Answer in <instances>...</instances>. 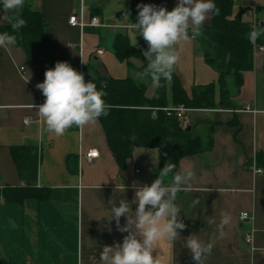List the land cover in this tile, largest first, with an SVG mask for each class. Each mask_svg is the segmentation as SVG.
<instances>
[{
    "label": "crops",
    "instance_id": "obj_1",
    "mask_svg": "<svg viewBox=\"0 0 264 264\" xmlns=\"http://www.w3.org/2000/svg\"><path fill=\"white\" fill-rule=\"evenodd\" d=\"M177 2L25 0L21 18L25 8H30L41 14L46 26L38 63L29 60L20 46L0 48V264H102L103 246L122 243L128 235L118 231L111 219L112 204L119 206L120 199H125L135 211L133 183L150 185L165 164L173 166L174 172L192 170L196 178L190 190L175 195L178 218L186 228L176 241L160 240L154 258L158 256L161 264H195L185 245L194 234L213 244L202 264H264V170L251 167L258 154L264 156V50L255 52L254 67L243 72L240 85L229 77L225 88L217 69L204 56L201 36L193 39L189 32L190 38L179 42L180 58L173 76L190 98L197 88L212 84L213 105L189 107L198 149L181 156L175 165L168 159L169 151L152 146L135 147L121 165L99 118L56 137L46 130L34 107L45 101L36 88L45 79L42 69L54 68L57 61L78 66L85 80L130 76L146 84V96L152 98L156 86L150 78L136 75L147 63L143 55L147 43L138 36V46L132 47L139 54L128 60L117 57L113 43L118 34L129 41L137 5L153 4L171 11ZM243 8H259L258 16L264 19V0H235L234 12ZM72 15L86 24L72 25ZM93 17L99 25L89 24ZM211 20L212 14L203 28ZM5 25L0 24V29ZM173 79L166 81L168 106L176 105ZM246 104L256 112L241 110ZM13 147H20L18 161ZM91 149L98 156L89 161L85 154ZM18 162L36 165L31 187H27L28 169L20 172ZM171 180L170 174L165 183ZM241 211L249 212L250 218L241 220ZM223 212L230 214L231 222L221 227ZM125 222L121 217L120 224ZM249 232L253 241L248 244L244 237Z\"/></svg>",
    "mask_w": 264,
    "mask_h": 264
},
{
    "label": "clouds",
    "instance_id": "obj_2",
    "mask_svg": "<svg viewBox=\"0 0 264 264\" xmlns=\"http://www.w3.org/2000/svg\"><path fill=\"white\" fill-rule=\"evenodd\" d=\"M25 0H0V24L11 25L13 31L26 26L20 11ZM139 11L136 21L130 25L128 36L130 46H138L137 37H142L148 47L143 51L146 67L136 73L138 78H150L157 87L162 81H170L174 66L179 61L176 46L180 41L203 34L202 28L210 14L219 15L220 9L213 0H178L171 10L153 4L137 5ZM264 34V27H253L246 39L255 44ZM17 43L16 36L8 32L0 33V48H9ZM82 62L83 59H82ZM45 79L37 83L36 88L45 97L43 104L34 106L46 130L61 137L66 130L83 127L95 122L99 117L108 115L112 107L104 97L102 89L98 90L92 80L85 82L84 74L78 72L68 62L57 61L54 68L45 71ZM172 175L170 184L165 178ZM195 173L185 169L174 172L171 165L165 164L158 177L150 184L133 183L135 196L131 204L120 199L119 206L112 204L111 219L116 222L117 230L127 232L122 243L103 246L100 252L102 264H161L158 256L154 258L153 250L162 239L176 241L186 225L178 217L180 208L175 202L179 191H188L195 180ZM198 202V201H197ZM121 217L126 218L124 225ZM209 219V223H213ZM231 222L227 212L221 213L220 226ZM223 236V232L220 233ZM186 247L192 253L195 264H202V258L210 255L213 244L199 240L194 234L185 240Z\"/></svg>",
    "mask_w": 264,
    "mask_h": 264
},
{
    "label": "trees",
    "instance_id": "obj_3",
    "mask_svg": "<svg viewBox=\"0 0 264 264\" xmlns=\"http://www.w3.org/2000/svg\"><path fill=\"white\" fill-rule=\"evenodd\" d=\"M220 9V14H212L211 24L203 28L201 43L206 60L219 73V83L226 85L229 77H233L238 85L242 82L244 71L254 67V55L259 46H264V34H262L255 44L246 39L247 34L254 27V14L256 16L255 27H264L259 14V8H243L234 12L235 0H213ZM252 11V12H251ZM24 20L26 26L18 31H13L11 25L2 26L0 32H8L15 35L16 46L22 47L29 60L37 62V54L43 45L42 38L45 20L38 11L30 8L24 10ZM114 52L122 60H128L131 56H137L135 50L128 41L127 36L118 34L113 43ZM38 63V62H37ZM79 72L78 66L70 64ZM146 67V65H145ZM144 67V68H145ZM143 68V70H144ZM47 69H42V76ZM173 79V101L175 104H184L187 107L198 105H213V86L212 84L203 85L194 90V96L189 97L177 77ZM92 80L98 90L107 93L104 100L112 107L108 115L99 117L105 130L109 146L119 164L131 157L133 150L138 146L159 147L166 152H170L169 159L172 165L177 164L178 159L185 155L195 152L198 147V135L192 130L183 128L177 117L169 116L161 108L167 106L166 81H162L163 86L157 87L152 98L146 96L147 85L139 83L130 76L114 78L107 76H97L85 80ZM226 88V87H225ZM223 95L227 90L222 89ZM20 147L12 148L13 156L18 161ZM250 161L249 163H251ZM19 170L28 169L29 181L27 187L32 186V178L36 165L29 162L23 165L20 162ZM257 167L264 170V156L257 155L255 158ZM8 189L5 188L4 191ZM15 196L19 193L12 189ZM5 194V192H3Z\"/></svg>",
    "mask_w": 264,
    "mask_h": 264
},
{
    "label": "built area",
    "instance_id": "obj_4",
    "mask_svg": "<svg viewBox=\"0 0 264 264\" xmlns=\"http://www.w3.org/2000/svg\"><path fill=\"white\" fill-rule=\"evenodd\" d=\"M69 21L72 25H78V24L84 25V24H86V23L82 22L81 20H79L76 15H72L70 17ZM256 22L258 23L259 21H256V16L254 14V26L256 25ZM262 22H264V19ZM99 23L100 22H99L98 18L93 17L89 24L99 25ZM257 49L258 50H264V46H259ZM157 109L164 110L165 112H167V114L169 116L177 117L183 128H188L191 125V118H190V115L188 114V111L190 110V108L185 106L184 104H176L173 106L167 105V106H164L161 108L155 107L153 109V112H155ZM241 110L256 112V110L253 109L250 104H246ZM163 154H164V152H163ZM85 156L89 161H91L94 157L98 156V151L94 150V149L88 150V152L85 154ZM251 167L253 168L254 171H257V172L261 171V169L257 168L254 163ZM239 218L241 220H246V219L250 218V213L247 211H241ZM244 240L248 244L251 243L253 241V232L247 233L244 237Z\"/></svg>",
    "mask_w": 264,
    "mask_h": 264
},
{
    "label": "water",
    "instance_id": "obj_5",
    "mask_svg": "<svg viewBox=\"0 0 264 264\" xmlns=\"http://www.w3.org/2000/svg\"><path fill=\"white\" fill-rule=\"evenodd\" d=\"M118 15H121V13H118ZM262 23H264V22H262ZM190 127H191V126H189L187 129H190ZM168 154H169V152H168Z\"/></svg>",
    "mask_w": 264,
    "mask_h": 264
},
{
    "label": "rangeland",
    "instance_id": "obj_6",
    "mask_svg": "<svg viewBox=\"0 0 264 264\" xmlns=\"http://www.w3.org/2000/svg\"><path fill=\"white\" fill-rule=\"evenodd\" d=\"M261 21H263V18L261 17ZM125 77V76H124Z\"/></svg>",
    "mask_w": 264,
    "mask_h": 264
}]
</instances>
